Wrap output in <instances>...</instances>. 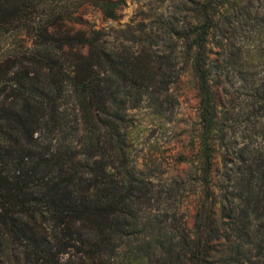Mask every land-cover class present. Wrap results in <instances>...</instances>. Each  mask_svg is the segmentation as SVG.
Returning <instances> with one entry per match:
<instances>
[{"label": "trees", "instance_id": "1", "mask_svg": "<svg viewBox=\"0 0 264 264\" xmlns=\"http://www.w3.org/2000/svg\"><path fill=\"white\" fill-rule=\"evenodd\" d=\"M183 1L192 23L179 32L200 93L191 221L175 217L179 207L173 219L142 208L158 198L130 167L119 96L129 80L143 99L142 65L120 62L100 30L79 26L83 6L117 19L122 1L0 0V264H264V77L252 71L264 65V0ZM218 76L251 91L253 143L238 142L235 107L220 109Z\"/></svg>", "mask_w": 264, "mask_h": 264}, {"label": "rangeland", "instance_id": "2", "mask_svg": "<svg viewBox=\"0 0 264 264\" xmlns=\"http://www.w3.org/2000/svg\"><path fill=\"white\" fill-rule=\"evenodd\" d=\"M121 1L117 19L106 18L93 5L83 6L78 13L83 21L79 26L100 30V42L118 51L120 62L135 61L142 65L143 72L137 82L146 80L148 85L142 100H136L141 90L137 84L126 80L119 87V96L127 99L130 167H134L139 177L146 178L149 190L158 198L152 204L143 202L142 208L148 209L147 212L151 208L154 212L161 209V214L167 212L173 219L175 207H179L175 217L191 221L197 197L189 184L196 175L198 163L200 93L192 69L191 41L181 37L179 29L190 26L192 13L183 0ZM219 40L217 34L211 43L214 65L219 63L222 51ZM261 48L264 49V44ZM106 58L100 59L101 69L108 66ZM252 71H257V77H264V65ZM213 90L220 109L227 111L235 107L229 123L238 142L253 143L258 129L256 105L245 106L252 101L246 82H238L233 76L227 79L218 76ZM66 106L71 118L72 101ZM214 161L215 180L219 181L223 171L220 149Z\"/></svg>", "mask_w": 264, "mask_h": 264}]
</instances>
